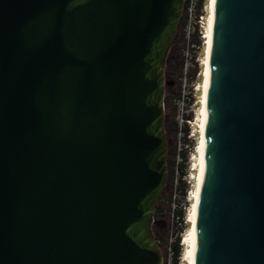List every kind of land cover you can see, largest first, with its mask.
I'll return each instance as SVG.
<instances>
[{
	"label": "water",
	"instance_id": "water-1",
	"mask_svg": "<svg viewBox=\"0 0 264 264\" xmlns=\"http://www.w3.org/2000/svg\"><path fill=\"white\" fill-rule=\"evenodd\" d=\"M185 7L0 0V264H164ZM195 264H264V0H216Z\"/></svg>",
	"mask_w": 264,
	"mask_h": 264
},
{
	"label": "rangeland",
	"instance_id": "rangeland-1",
	"mask_svg": "<svg viewBox=\"0 0 264 264\" xmlns=\"http://www.w3.org/2000/svg\"><path fill=\"white\" fill-rule=\"evenodd\" d=\"M187 5L166 66V78L170 82L166 92L169 173L155 218L165 219L167 225L161 227L156 223L153 227L164 253V264H189L183 239L191 227L188 219L199 175L209 0H186ZM178 211H184V221L179 219ZM178 238L181 254L176 257L174 246Z\"/></svg>",
	"mask_w": 264,
	"mask_h": 264
},
{
	"label": "bare ground",
	"instance_id": "bare-ground-1",
	"mask_svg": "<svg viewBox=\"0 0 264 264\" xmlns=\"http://www.w3.org/2000/svg\"><path fill=\"white\" fill-rule=\"evenodd\" d=\"M216 12V0H209V16L207 22V34H206V55L204 60V81H203V97H202V109H201V141L199 146V175L196 189L193 196V208L189 216V222L191 227L183 239V243L187 245L186 257L189 264H195L196 250H197V223L199 203L202 190V184L205 176V164H206V131H207V116H208V93L211 77V53L213 43V27Z\"/></svg>",
	"mask_w": 264,
	"mask_h": 264
},
{
	"label": "trees",
	"instance_id": "trees-1",
	"mask_svg": "<svg viewBox=\"0 0 264 264\" xmlns=\"http://www.w3.org/2000/svg\"><path fill=\"white\" fill-rule=\"evenodd\" d=\"M187 8H188V5L186 6ZM183 19V18H182ZM181 24H182V21H181ZM180 27H181V25H180ZM180 29V28H179ZM179 32V31H178ZM177 36V35H176ZM176 39V38H175ZM175 42V41H174ZM174 44V43H173ZM168 85H170V82L167 84V89H168ZM172 86V85H171ZM170 87V86H169ZM167 89H166V92H167ZM170 89V88H169ZM169 93H170V90H169ZM172 93V92H171ZM174 96V95H173ZM165 103H166V97H165ZM187 132H188V130H187ZM183 157H184V159H187V155L186 154H183ZM163 197V196H162ZM158 207H159V205H158ZM158 207H157V209H156V212L158 213ZM155 212V213H156ZM178 217H179V219L181 220V221H184V217H185V214H184V211H178ZM179 243H180V238H178V241H177V244H175V246H174V248H175V255H176V257H179L180 256V254H181V248H180V246H179Z\"/></svg>",
	"mask_w": 264,
	"mask_h": 264
}]
</instances>
